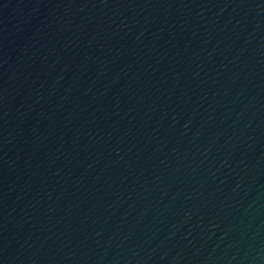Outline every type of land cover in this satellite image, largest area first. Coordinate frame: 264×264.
<instances>
[{"label": "water", "instance_id": "95a60500", "mask_svg": "<svg viewBox=\"0 0 264 264\" xmlns=\"http://www.w3.org/2000/svg\"><path fill=\"white\" fill-rule=\"evenodd\" d=\"M0 264H264V0H0Z\"/></svg>", "mask_w": 264, "mask_h": 264}]
</instances>
